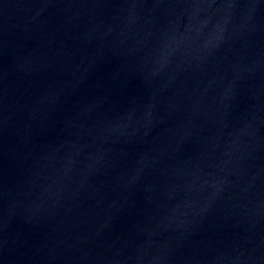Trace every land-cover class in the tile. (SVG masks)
<instances>
[{"label": "water", "instance_id": "1", "mask_svg": "<svg viewBox=\"0 0 264 264\" xmlns=\"http://www.w3.org/2000/svg\"><path fill=\"white\" fill-rule=\"evenodd\" d=\"M0 264H264V0H0Z\"/></svg>", "mask_w": 264, "mask_h": 264}]
</instances>
